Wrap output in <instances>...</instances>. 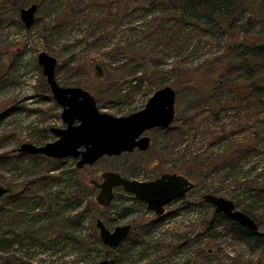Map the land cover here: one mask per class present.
<instances>
[{
    "label": "rangeland",
    "instance_id": "obj_1",
    "mask_svg": "<svg viewBox=\"0 0 264 264\" xmlns=\"http://www.w3.org/2000/svg\"><path fill=\"white\" fill-rule=\"evenodd\" d=\"M65 1L68 3L69 0H54L57 2L54 6L45 3L39 7L30 28L21 19V9L15 10L14 2L4 4V7L0 5V186L6 189L0 197V234L11 232L6 237L14 238L12 231L19 229L18 224H9L12 221L10 209L19 207L18 212H22L34 207L28 211V218L24 216L26 220L19 224L22 228L31 227L34 218L32 233L42 242L34 247L19 243L13 246L0 244V258L16 251L30 264H94L108 258L110 250L102 242L97 228V220L102 219L111 230L125 224H130L133 229L118 247L111 248L109 264H264V246L252 249L230 231L228 220L223 219L212 230L215 237L205 234L212 211L210 206L201 203L202 195L208 192L229 198L237 208L251 214L259 224V232L264 233V154L240 163L237 171L233 172L232 167L225 170V165L232 161V153L228 155L227 152L228 157H224L223 152L225 149L234 152L232 143L238 146L241 138L227 133L230 136L223 138L224 141L215 142L213 132L218 137L226 128H231L232 120L239 118V111L225 110L222 101L230 95L217 87L214 92L216 104L220 106L217 109L212 106L203 89L196 84L207 79L209 72L194 73L204 62L217 61L219 78L231 82L245 77L241 64L250 59L246 47L237 44L236 49L229 50V39L222 29L204 36H194L189 31L181 33L180 40L190 42L191 47L185 44L188 49L178 56L172 45L177 39L169 35L172 41L166 42L165 46L159 36H152L151 33L157 30L155 25L161 21L160 18L155 21L159 17L155 13L148 19L150 22H145V33L140 36L150 35L147 39L153 38L162 47L150 43L144 50L140 49L142 53L133 55L136 66L143 67L145 79L126 84L124 81H131L136 76L119 71L108 75L103 59L108 61L109 57L97 54L92 46L84 48L86 25L82 24L81 17L66 30L57 33L52 28L53 20L59 18L55 17L57 13L63 14L61 9L67 6ZM234 15L238 24L243 28L250 27L253 33L264 29V1L257 8L240 9ZM126 27L129 28L122 25L117 33L111 34L105 45L116 47L124 40L141 38H129ZM164 48H169L171 53L163 57L157 51H165ZM109 50L110 47L97 51ZM41 52L57 58L56 79L61 86L87 90L96 98L101 112L115 116L139 111L158 89L168 85L174 87L177 90L174 122L168 128L156 127L147 131L152 142L146 150L136 148L132 152L104 156L82 169L77 167L73 157L63 161L19 152L24 143L44 145L55 141L57 136L51 128L66 126L61 116L63 107L54 99L39 64ZM73 54L84 60L80 68L68 66ZM97 63L104 69L101 77L95 74ZM254 63L264 70V60ZM171 69L172 76L169 74L172 72H167ZM175 70L183 71L185 76H179ZM218 108L225 110L221 118H215L209 112V109L215 111ZM188 123L193 128L184 135L182 125ZM244 134L251 135V129L246 128ZM252 137L253 134L249 139ZM197 155L212 156L217 164L213 168L197 167L189 172L187 177L196 183V187L185 198L166 206L164 220L158 221L155 212L121 187L115 189L109 207L96 201L99 189L94 187L92 180L101 182L104 171H117L132 179L148 181L185 169L192 162L198 163L195 161ZM52 168L61 181L39 183V177L49 174ZM26 183L33 184L26 193L31 198L30 203L26 207L12 203L10 197ZM39 187L41 192L38 193ZM155 219L158 221L156 227L145 235L144 227Z\"/></svg>",
    "mask_w": 264,
    "mask_h": 264
},
{
    "label": "trees",
    "instance_id": "obj_2",
    "mask_svg": "<svg viewBox=\"0 0 264 264\" xmlns=\"http://www.w3.org/2000/svg\"><path fill=\"white\" fill-rule=\"evenodd\" d=\"M263 1L264 0H69L68 3L65 1L67 5L65 9L64 6L61 9L62 11L64 10L63 14L58 15L57 13L55 16L60 19L57 18L56 20H53L52 28L57 33L60 30H66L68 25H74L76 19L78 20L79 17H81L83 19L82 24L86 25L84 32L85 35L83 34V37L87 44L84 48L92 46L93 49H96L97 54H106L109 57L108 61L103 59L105 66L107 67L108 75L119 71L122 74L130 72L132 75L136 76L131 81H124L126 84L128 82L133 83L140 79H145L143 67H137L136 60L132 57L133 55L142 53V50L140 49L144 50L146 46L156 43L153 38L147 39L150 35H145L143 37H141L142 35L140 36V34L145 33L143 32L146 28L145 22L147 21L146 24L150 22L148 19L155 13L159 14V17L156 18L155 21L159 20V18L161 21L155 25L157 30L151 33L152 36H159L160 40L163 42L162 44L165 46H167L166 42L172 41V39H169V35L170 38L177 39L172 45L177 49L178 56L182 55V53L188 49L187 45L191 47L190 42L185 41V39L180 40L181 33L189 31L191 34H195L194 36H204L213 33L215 29H222L228 36L227 39L231 41L229 42L228 40L227 43L229 50L232 51L236 49L238 45L245 46L250 55V59L243 61L241 64L242 69L246 72L245 77L241 76L239 77V80L237 79L231 82L219 78V73L217 71L219 66L216 64L217 61H206L194 72L206 74L209 72L207 79L197 81L196 84L203 89L212 106H216V109L220 106L216 104L214 92V88L217 87L224 89L227 91L228 95H230L229 99H225V102L222 101V104H225V110L230 108L229 110L239 111V118L237 120H232V123L230 124L231 128H226L218 137H216L217 134L213 132V135L216 138L215 142L224 141L223 138L230 136L227 133H233V137H235V134L239 135L241 138L238 146H236L234 142L232 143V149H235L234 152L231 149H225L223 152L224 157H228L227 152H229L228 155L232 153V161L229 162V165H225V170L228 171L232 167L234 172L237 171V165L240 163H245L247 160L258 158L259 155L264 154V70L254 63V61L264 60V29L257 33H253L250 31V27L243 28V25L238 24L234 17L236 11L250 7L257 8ZM12 2H14L13 6L16 11L32 3H38L39 7L43 6L45 3L53 6L57 3L54 2V0H0V5L4 7V4H10ZM51 10L52 9H50V11ZM247 23H249V21ZM122 25H127L129 27H126L127 29H125L129 32V38H132V36H140L141 38H137L136 41L130 39L124 40L123 44L119 43L116 47L105 45L108 37L111 34L114 35L117 33ZM139 28L141 29L139 30ZM82 43L80 44L82 45ZM99 43H102L103 45H100ZM162 44L156 43V46L159 45L162 47ZM109 47L110 50L108 52L102 53L97 51L99 49L103 50V48L108 49ZM164 49L166 52L163 49L157 51L163 57L166 56V53L167 55L171 53L169 48ZM79 56L73 54L69 58L68 66L70 68L77 69L80 68L81 65L83 66L84 60L81 61V59H79L81 57ZM100 58L102 57L100 56ZM179 61L180 60L177 59V63H179ZM139 66L141 65L139 64ZM167 72H172L169 73L170 76H172L173 69L168 70ZM175 72L179 76H185L181 70L178 72L175 70ZM145 73L147 74V72ZM98 93L100 94V91H98ZM114 93L116 95V90ZM225 110L221 108H218V110L215 111L209 109V112H211L215 118H221ZM194 122L195 120H193V123ZM192 128V124H184L182 125V133L186 135L192 131ZM246 128L251 129V135L253 134L251 139H249L251 135H242ZM33 156L36 157L40 155ZM195 159V161L199 162H192L188 167L180 169L178 172L189 175V172L196 170L197 167L203 168L204 170L209 167L213 168L217 164L215 158L212 156L200 157V155H197L195 156ZM62 160L65 161V159ZM48 173L49 174L45 176H40L38 182L43 183L49 181L48 184H50L61 181L54 175V168L49 169ZM32 185V183H26L23 184L22 187H19L17 193H14L13 197H10V199H12L11 202L26 207L31 200L26 193L32 188ZM253 189H256V187ZM37 192H41L40 187ZM201 203L204 202L201 201ZM17 208L19 207H15L8 211L12 219L9 224H18L19 229L22 230L16 229V231H12L15 237H9L10 239L6 236L11 232L1 233L0 244L13 246L15 243H19L23 244L25 247L41 245L39 244L41 241L32 233L31 227L35 224L34 218H32L33 222L31 227L28 226L22 228V225L19 224L26 220L24 219V216L28 218V211L34 209V207L31 209L25 208L22 212H18ZM223 219L229 221L230 231L247 243L252 249L264 246V233L252 231L247 227L228 219L224 215H218L214 212L212 213L211 218L208 219L207 226L205 225V234L210 237H215L216 235L212 230L215 229ZM156 223L157 221L155 219V221H151L150 224H146L144 227L145 235H148L151 230L156 227ZM17 240L18 242H16ZM112 249L110 248L111 252H113ZM110 250L108 251L107 256L109 259L111 258ZM25 259V257L20 256L19 253H16L15 251L13 254H7L5 257L2 256L0 258V264H30V261H25Z\"/></svg>",
    "mask_w": 264,
    "mask_h": 264
},
{
    "label": "water",
    "instance_id": "obj_3",
    "mask_svg": "<svg viewBox=\"0 0 264 264\" xmlns=\"http://www.w3.org/2000/svg\"><path fill=\"white\" fill-rule=\"evenodd\" d=\"M38 3L22 7L20 16L25 26L30 28L36 20ZM39 64L51 86L54 99L62 105L61 113L66 128L53 127L51 131L58 137L55 141L44 145L24 143L19 152L32 155L41 154L50 158H79L77 167L92 165L104 156L119 155L132 152L136 148L142 150L150 146V137L142 134L155 127L167 128L175 120L177 90L172 86L158 89L147 102L146 106L125 116H115L101 112L96 98L81 87H63L56 79L58 60L47 52L38 56ZM95 74L103 76L104 69L97 63ZM1 116V112H0ZM99 189L96 201L103 207L112 204L115 189L126 191L146 203L149 210L161 215L165 207L175 200L183 198L195 187V183L180 173H165L153 181H139L123 176L117 171L107 170L102 174V181L92 180ZM6 189L0 186V197ZM203 199L215 206V211L224 213L229 219L259 231L257 220L248 212L237 208L233 200L214 193H205ZM102 242L110 248L118 247L129 235L131 225H119L109 229L102 219L97 220ZM94 264H109V259H103Z\"/></svg>",
    "mask_w": 264,
    "mask_h": 264
},
{
    "label": "flooded vegetation",
    "instance_id": "obj_4",
    "mask_svg": "<svg viewBox=\"0 0 264 264\" xmlns=\"http://www.w3.org/2000/svg\"><path fill=\"white\" fill-rule=\"evenodd\" d=\"M64 124L66 125L65 127H59V128H66V127H67V124H66L65 122H64ZM155 128H156V127H155ZM160 128H163V127H160ZM167 128H168V127H167ZM149 130H150V129L146 130L142 135H143V136H149V135L146 133V132L149 131ZM149 137H150V136H149ZM57 138H58V137H57ZM151 142H152V140H151V137H150V146H151ZM150 146H149V147H150ZM137 149H140V148H137ZM140 150H142V149H140ZM145 150H146V149H145ZM21 153H22V152H21ZM23 153H24V152H23ZM37 155H38V154H37ZM43 156H44V155H43ZM46 157H47V156H46ZM66 158H69V157H65V158H62V159H66ZM73 158H74V157H73ZM74 159H76V158H74ZM78 159H79V158L76 159L77 162H78ZM77 162H76V164H77ZM86 166H87V165H86ZM86 166L81 167V168H79V169L85 168ZM172 173H174V172H172ZM176 173H180V172H176ZM180 174H183V173H180ZM162 175H163V174H162ZM162 175H161V176H162ZM183 175H184V174H183ZM123 176H124V175H123ZM185 176L187 177V175H185ZM125 177H126V176H125ZM159 177H160V176H159ZM159 177H157V178H155V179H158ZM127 178H129V177H127ZM188 178H189V177H188ZM130 179H132V178H130ZM155 179L148 180V181H153V180H155ZM189 179H190V178H189ZM136 180H137V179H136ZM190 180H191V179H190ZM139 181H141V180H139ZM191 181H193V180H191ZM193 182H194V181H193ZM194 183H195V182H194ZM94 187H95V186H94ZM195 187H196V183H195ZM195 187H194V188H195ZM96 188H97V187H96ZM194 188H193V189H194ZM123 189H124V188H123ZM193 189H192V190H193ZM190 191H191V190H190ZM190 191H189V192H190ZM187 194H188V193H187ZM187 194H186V195H187ZM204 194H205V193H204ZM204 194H203V195H204ZM133 195H134V194H133ZM186 195H185L183 198H185ZM203 195H202L201 201H203L207 206H210V207H211V211H212V213L214 212L215 214H218V215H224V216H225L224 213H218V212H216V211H215V206L212 205V204H210V203H208V202H206V201L203 199ZM183 198H181V199H183ZM178 200H180V199H178ZM175 201H177V200H175ZM175 201H173V202H175ZM173 202H172V203H173ZM145 204H146V203H145ZM170 204H171V203H170ZM168 205H169V204H168ZM168 205H167V206H168ZM153 212H154V211H153ZM166 217H167V213H166V207H165V211H164V213L161 214V215H158V214H157V218H159L158 221H160V220H164ZM225 217H227V216H225ZM227 218H228V217H227ZM228 219H229V218H228ZM158 221H157V222H158ZM131 228H132V227H131ZM132 230H133V229H132ZM132 230H131L130 232H132ZM129 235H130V233H129ZM129 235H128V236H129ZM124 240H125V239H124ZM108 259H109V258H108ZM109 261H110V259H109Z\"/></svg>",
    "mask_w": 264,
    "mask_h": 264
}]
</instances>
